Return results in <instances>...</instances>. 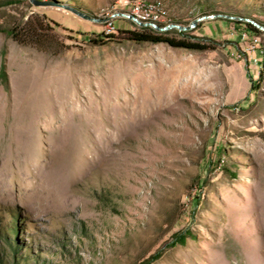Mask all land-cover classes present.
Returning a JSON list of instances; mask_svg holds the SVG:
<instances>
[{"label": "rangeland", "instance_id": "rangeland-1", "mask_svg": "<svg viewBox=\"0 0 264 264\" xmlns=\"http://www.w3.org/2000/svg\"><path fill=\"white\" fill-rule=\"evenodd\" d=\"M0 1L2 29L45 17L66 46L51 56L0 32L6 264H264V31L243 20L264 27V0ZM135 2L162 4L160 27L213 16L165 35L206 50L105 24Z\"/></svg>", "mask_w": 264, "mask_h": 264}, {"label": "trees", "instance_id": "trees-1", "mask_svg": "<svg viewBox=\"0 0 264 264\" xmlns=\"http://www.w3.org/2000/svg\"><path fill=\"white\" fill-rule=\"evenodd\" d=\"M8 4H11V2L0 1V7ZM50 24L59 27L57 23L48 21L45 17L40 18L38 16H31L23 25L12 26L6 30L0 27V32L5 33L11 38V40L19 45L35 47L37 50L46 54L57 56L66 50V46L58 41L57 37L53 33V30L50 28ZM247 26L252 33L258 34L260 32L251 24H247ZM139 28L148 29L155 35H148L137 31H124V33L128 35L127 39L129 41L135 43L146 42L151 44H165L171 48L184 49L188 51L200 52L206 50V47L199 43H192L184 39H175L165 36L168 31L155 33L154 30L149 27ZM173 30L174 32H177V30ZM177 33L180 35L184 34L183 32ZM108 38H113V36H109ZM0 83L6 90L9 89L5 60H2L0 65ZM12 220H14V218ZM7 232L11 235L15 234V230L10 227L8 228ZM4 244L5 246H8V248L11 247V250L13 249V246L7 238H4ZM14 252L12 251L11 254L13 258L15 257ZM13 263L16 264V262ZM0 264H6L3 258H0Z\"/></svg>", "mask_w": 264, "mask_h": 264}, {"label": "built area", "instance_id": "built-area-1", "mask_svg": "<svg viewBox=\"0 0 264 264\" xmlns=\"http://www.w3.org/2000/svg\"><path fill=\"white\" fill-rule=\"evenodd\" d=\"M125 16L130 17L133 21L138 22V16H145V23L143 24H152V22H163L165 21L166 12L162 6V4H159L158 7L154 10H147L146 7L141 6L138 4V2H135V9L132 11H125V12H117L113 19H105V24H113L116 19H125L130 21L133 24H136L135 22L126 19ZM104 36H110V35H104ZM248 36L244 34V37H242L243 40H246ZM248 52L253 53V62H256V55H257V43L254 42V46H248ZM242 53H238L236 55L237 59L241 58Z\"/></svg>", "mask_w": 264, "mask_h": 264}, {"label": "water", "instance_id": "water-1", "mask_svg": "<svg viewBox=\"0 0 264 264\" xmlns=\"http://www.w3.org/2000/svg\"><path fill=\"white\" fill-rule=\"evenodd\" d=\"M30 4H32L33 6L35 7H43V6H47L48 4L44 1H39V0H28ZM66 9L72 13L73 15L77 16V17H80L82 19H87V20H93L90 16H88L87 14L83 13L82 11L76 9V8H73V7H66ZM215 17L217 18H223V19H234V17H231V16H226V15H215ZM126 19H129L131 21H133L130 17L128 16H125ZM206 18H213V16H208V17H200L198 19H196L195 21L192 22L191 25L187 26V27H183V26H180V25H177V24H170V25H167L165 27H160L158 25H155V24H143V23H139V22H135L137 26L141 27V28H144V27H149L153 30H155L156 32H166L167 30H171V29H175L177 30L178 32H184V31H187V30H190L194 27L195 23L196 22H199L203 19H206ZM240 20V19H239ZM245 22L253 25L255 28H257L258 30L260 31H264V27L256 24L255 22H252L248 19H243Z\"/></svg>", "mask_w": 264, "mask_h": 264}, {"label": "bare ground", "instance_id": "bare-ground-1", "mask_svg": "<svg viewBox=\"0 0 264 264\" xmlns=\"http://www.w3.org/2000/svg\"><path fill=\"white\" fill-rule=\"evenodd\" d=\"M154 9H156V7L151 6L149 10H154ZM138 22H139V21H138ZM139 23H141V22H139ZM155 25H156V24H155Z\"/></svg>", "mask_w": 264, "mask_h": 264}]
</instances>
